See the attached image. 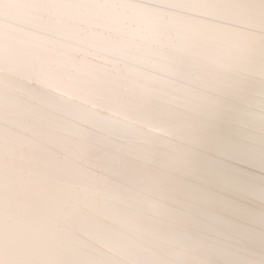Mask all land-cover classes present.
Listing matches in <instances>:
<instances>
[{"label":"snow or ice","instance_id":"1","mask_svg":"<svg viewBox=\"0 0 264 264\" xmlns=\"http://www.w3.org/2000/svg\"><path fill=\"white\" fill-rule=\"evenodd\" d=\"M257 73L264 0H0V264H211L175 181Z\"/></svg>","mask_w":264,"mask_h":264},{"label":"bare ground","instance_id":"2","mask_svg":"<svg viewBox=\"0 0 264 264\" xmlns=\"http://www.w3.org/2000/svg\"><path fill=\"white\" fill-rule=\"evenodd\" d=\"M262 129L264 100L257 73L239 94L222 98L219 118L206 129L208 145L197 153V172L176 178L178 207L191 206L195 220L188 230L209 241L211 264H264ZM137 163L130 160L129 166ZM132 219L157 237L159 246L145 238V248L163 255L171 247L174 238L166 222L147 225Z\"/></svg>","mask_w":264,"mask_h":264}]
</instances>
